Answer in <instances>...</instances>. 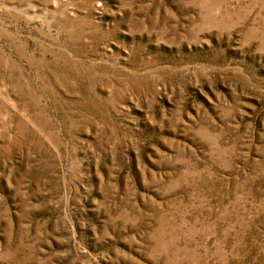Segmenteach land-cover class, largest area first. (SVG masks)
Masks as SVG:
<instances>
[{"label": "rangeland", "instance_id": "obj_1", "mask_svg": "<svg viewBox=\"0 0 264 264\" xmlns=\"http://www.w3.org/2000/svg\"><path fill=\"white\" fill-rule=\"evenodd\" d=\"M0 264H264V0H0Z\"/></svg>", "mask_w": 264, "mask_h": 264}]
</instances>
